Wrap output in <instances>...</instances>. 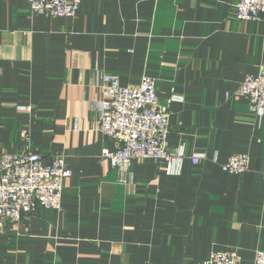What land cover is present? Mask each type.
<instances>
[{
  "label": "crops",
  "instance_id": "1",
  "mask_svg": "<svg viewBox=\"0 0 264 264\" xmlns=\"http://www.w3.org/2000/svg\"><path fill=\"white\" fill-rule=\"evenodd\" d=\"M239 0H82L74 18L33 15L0 0V153L65 157L60 212L38 208L0 235V264H204L264 251V113L240 95L264 67V22L237 18ZM156 81L170 113L174 174L134 161L132 185L103 161L99 84ZM29 107V112L18 110ZM248 154L249 170L221 165ZM216 157L215 163L212 158Z\"/></svg>",
  "mask_w": 264,
  "mask_h": 264
},
{
  "label": "built area",
  "instance_id": "2",
  "mask_svg": "<svg viewBox=\"0 0 264 264\" xmlns=\"http://www.w3.org/2000/svg\"><path fill=\"white\" fill-rule=\"evenodd\" d=\"M33 15L48 18H74L82 0H28ZM237 18L241 21L264 22V0H239ZM103 99L99 102L100 131L113 138L118 148L104 150L103 161L110 163L120 174V182L132 185L131 167L134 161L156 160L167 165V173L186 159L198 165L207 159L203 155L188 157L183 148L171 150L170 113L160 105L156 81L143 78L137 87H123L117 76L105 75L99 84ZM251 109L264 113V67L256 76H247L240 88ZM21 112L29 107L20 106ZM217 163L216 157L212 158ZM248 154H235L221 165V170L232 175H243L249 170ZM73 175L62 154H55L48 165L42 157L31 152L0 153V235L7 224L21 221L38 208L60 212L63 209L65 183ZM204 264H242L237 251L214 252ZM254 264H264V251L255 253Z\"/></svg>",
  "mask_w": 264,
  "mask_h": 264
}]
</instances>
